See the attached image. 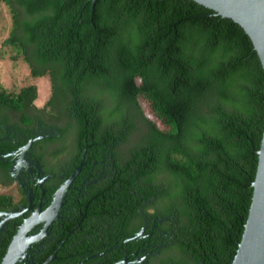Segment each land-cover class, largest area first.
<instances>
[{
	"label": "trees",
	"instance_id": "obj_1",
	"mask_svg": "<svg viewBox=\"0 0 264 264\" xmlns=\"http://www.w3.org/2000/svg\"><path fill=\"white\" fill-rule=\"evenodd\" d=\"M0 2L1 47L49 83L40 108L34 85L2 89L0 126L53 133L32 143L39 162H63L48 200L82 157L64 195V247L80 240L93 264L131 259L145 242L158 264H230L264 123V74L243 30L191 0Z\"/></svg>",
	"mask_w": 264,
	"mask_h": 264
},
{
	"label": "water",
	"instance_id": "obj_2",
	"mask_svg": "<svg viewBox=\"0 0 264 264\" xmlns=\"http://www.w3.org/2000/svg\"><path fill=\"white\" fill-rule=\"evenodd\" d=\"M191 1L240 27L250 40L264 74V0ZM45 137H53V133L36 131L26 145L0 154V183L16 180L26 192L29 203V207L0 208V264H19L28 252L29 244L45 234L48 221L52 217H58L55 211L61 205L69 184L81 168L82 157L69 177L56 189L47 209L40 211L39 200L42 195L40 184L51 175L41 177L37 163L30 161L24 150L29 149L35 140ZM251 187L247 216L230 264H264V123ZM1 194L0 191V197ZM142 230L137 235H140ZM62 241L43 264L53 258Z\"/></svg>",
	"mask_w": 264,
	"mask_h": 264
},
{
	"label": "flooded vegetation",
	"instance_id": "obj_3",
	"mask_svg": "<svg viewBox=\"0 0 264 264\" xmlns=\"http://www.w3.org/2000/svg\"><path fill=\"white\" fill-rule=\"evenodd\" d=\"M0 127L2 129L1 135H0V151L5 150V152H0V154L14 151L15 149L7 150V148L12 143L14 144L18 143L20 140L25 139L26 142L21 143L17 145L16 147L26 145L32 139L36 131L46 132L44 129L39 128L38 125H34L33 128L29 129L25 135H22L18 130L11 129L9 125H1ZM2 141H4L5 144H2ZM40 147H41L40 144H37V145L31 144L29 146V149H25L24 152L28 155L30 161L37 163L41 177L51 175V177L45 178L40 184L42 195L39 200V205H40L39 210L43 211L47 209L54 195L52 194L48 200V198L45 196L43 185L45 184L47 179L54 178V171H56L55 173L57 172L59 173L58 174L59 176L57 177V179L62 180L63 178L62 167L63 166H61V164H63V162H39L41 158V154H42V150ZM44 166L47 168L46 170H49L52 172H48L47 174H44L45 172ZM99 173H101V170L99 171ZM88 178H89V175H87V177L82 180V182L80 183V186L82 185V183L87 181ZM70 188L75 189L74 186H70ZM0 191L2 193L1 197L6 195L7 199L9 200L8 203L6 202L1 203L2 205H4V207H0V208H6L10 206L29 207L27 194L16 180H12L11 182H8L5 184L0 183ZM65 203H66V200L64 196L61 205L55 211V214L58 217H52L48 221L46 225L45 234H43L40 238H38L31 244H29V250L25 254V256L22 258V260L19 262V264H43L44 261L48 258V256L53 252V250L63 240L62 239L61 241H59L60 235H59L58 227H59V224L61 223L60 220L63 218L62 212H63V207ZM65 239L62 241V243L59 245V247L54 252L53 258L49 259L45 264H65L66 263V261H64L65 259H67L68 264H93L92 262H87L93 256H83L81 253L77 252L76 250L77 244L80 243L81 245L82 243L80 240L73 239L68 245V247H70V250H67L64 247ZM155 248L158 249L157 246L152 247V245H150L148 242H145V245L142 248L132 253L133 257L131 259L124 256L120 258L119 260L112 262L111 264H158L159 257L156 256L157 253L154 251L150 252L151 250H154ZM149 255H151L152 257H149ZM94 264H98V263L94 262ZM164 264H173V263L172 261L169 260L168 262Z\"/></svg>",
	"mask_w": 264,
	"mask_h": 264
},
{
	"label": "rangeland",
	"instance_id": "obj_4",
	"mask_svg": "<svg viewBox=\"0 0 264 264\" xmlns=\"http://www.w3.org/2000/svg\"><path fill=\"white\" fill-rule=\"evenodd\" d=\"M9 16L0 2V91H17L19 88L34 85L36 99L34 106L40 108L49 97V83L46 77L32 78L26 63L9 47H1V41L8 35Z\"/></svg>",
	"mask_w": 264,
	"mask_h": 264
}]
</instances>
